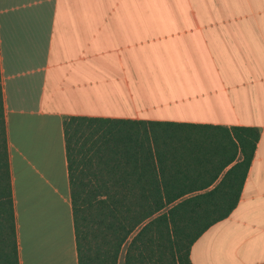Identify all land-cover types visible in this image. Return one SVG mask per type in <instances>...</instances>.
<instances>
[{
	"label": "crops",
	"instance_id": "obj_1",
	"mask_svg": "<svg viewBox=\"0 0 264 264\" xmlns=\"http://www.w3.org/2000/svg\"><path fill=\"white\" fill-rule=\"evenodd\" d=\"M0 85L18 264H77L68 116L255 129L189 260L264 264V0H0Z\"/></svg>",
	"mask_w": 264,
	"mask_h": 264
},
{
	"label": "trees",
	"instance_id": "obj_2",
	"mask_svg": "<svg viewBox=\"0 0 264 264\" xmlns=\"http://www.w3.org/2000/svg\"><path fill=\"white\" fill-rule=\"evenodd\" d=\"M62 134L77 264H117L122 248L121 264H191V243L235 205L258 137L94 116L63 117ZM0 264H18L1 85Z\"/></svg>",
	"mask_w": 264,
	"mask_h": 264
},
{
	"label": "rangeland",
	"instance_id": "obj_3",
	"mask_svg": "<svg viewBox=\"0 0 264 264\" xmlns=\"http://www.w3.org/2000/svg\"><path fill=\"white\" fill-rule=\"evenodd\" d=\"M123 250H124V248H122L121 253H120L119 256H118L117 264H121V263H122V259H123Z\"/></svg>",
	"mask_w": 264,
	"mask_h": 264
}]
</instances>
